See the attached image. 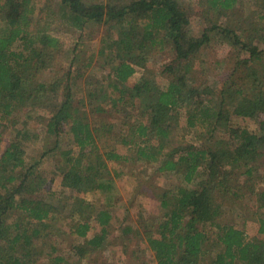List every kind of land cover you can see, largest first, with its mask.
Listing matches in <instances>:
<instances>
[{"label":"trees","instance_id":"trees-1","mask_svg":"<svg viewBox=\"0 0 264 264\" xmlns=\"http://www.w3.org/2000/svg\"><path fill=\"white\" fill-rule=\"evenodd\" d=\"M58 1L64 7L68 28L80 33L91 23L106 28L97 56L109 64L119 60L110 67L106 76L107 86L119 84L125 87L135 74L134 66H139L143 50L167 46L174 56L172 66L166 67L170 80L165 88L157 86L152 79L141 78L133 92L127 90L124 101L122 95L110 98L103 92L101 97L109 102L106 110V106L93 107V112L106 114L108 110L118 111L119 105L122 109L134 99L140 100L137 118L132 124H127L128 121L123 124L126 135L121 138L122 143L134 147L136 161L156 165L157 172L177 177L182 183L174 192H164L161 196L160 204L165 213L158 227L159 236L154 238L147 234L145 237L155 264H196L197 259L210 256L207 237L198 227L205 225L215 227V244L220 248L214 256L211 255L209 264H264V241H248L242 230L216 224L221 215L217 200L239 197L247 185L246 191L255 196L264 210V189L259 191L254 182L261 178L259 171L264 168V86L260 81L253 82L250 94H244L241 85L252 77L254 81L256 79L253 70L247 71V78L227 80L223 84L214 106L208 90L191 86L192 82L186 79L189 73L187 61L192 65L196 52L208 42L210 33L230 39L235 47L246 52L248 57L242 59L240 67L261 61L264 50H259L254 44L255 36L216 25L206 28L200 37L187 35L189 19L177 0ZM235 2L198 0L199 5L217 18L230 10ZM34 11L35 8L28 6L26 0H5L0 4L3 20V28L0 29V119H14L16 112L45 111L46 134L55 140V145L50 153L42 154L28 167L19 138L14 137L0 152V264H41L42 254L36 247L38 242L33 244L32 241L35 238L39 241L37 237L42 228H32L28 233L23 226H42L51 218V211L54 214L67 212L72 232L80 239L87 237L90 222L94 221L100 228V234L93 236L87 244L100 247L108 234L113 214L108 209H95L92 203H85L78 197L81 193L91 192L109 197L114 187L106 162L126 160L116 153L114 145H110L112 148L103 156L99 153V136L104 139L106 134L112 135V128L105 127V124L100 125L102 127L97 123L90 125L85 116H79L72 101L70 72L62 78L59 72L48 77L54 70L58 42L43 34L32 39L29 32L35 22L32 17ZM258 11L257 20L252 24L264 25V0L259 3ZM18 41L22 42L21 50H14L13 45ZM43 72L47 76L45 80L40 79ZM96 84V96H99L105 85L99 81ZM58 93L63 101L51 111V95ZM88 105L93 106L94 103L89 102ZM182 109L185 110V129L188 132L204 129L198 133L205 141L200 147L187 143L181 150L168 151L166 141L178 124ZM229 109L244 118L257 119V133L231 126L229 119H224L228 115L230 118ZM2 128L4 125L0 122V138ZM65 133L71 139V149L76 151L59 150L60 161L54 173L61 177L62 191L50 193L48 186L46 190L42 189L43 180L37 182L39 176H34V170L46 162L48 154L60 149L59 138ZM151 140L157 144L151 145ZM242 179L245 182L240 185ZM41 191L49 198L61 196L64 199L53 206L48 197L39 199L42 194L32 197ZM65 191L70 195L65 196ZM9 217H14L12 226L7 223ZM259 232L264 234V219L260 220ZM56 247V244L53 249L50 246L51 252L47 255H52ZM63 262V258L54 257L45 264Z\"/></svg>","mask_w":264,"mask_h":264},{"label":"rangeland","instance_id":"rangeland-1","mask_svg":"<svg viewBox=\"0 0 264 264\" xmlns=\"http://www.w3.org/2000/svg\"><path fill=\"white\" fill-rule=\"evenodd\" d=\"M2 1L5 0H0V4H2ZM26 1L28 6L35 8L32 15L35 22L33 21L34 25L32 24V30L29 32L32 39L35 40L43 34L58 42V50L53 61L54 70L51 71L48 77H51L54 72H59V76L62 78L70 72V80L73 83L71 88L72 101L79 112V116H85L90 125H96L97 123V126H100L105 124V127L112 128V135L106 134L104 139L99 136L100 141L97 142L100 149L98 150L99 153L103 156L105 151L107 153L112 148L110 145H114L113 149L116 153L126 158L125 161L106 162L107 169L112 175L114 187V191L110 193L109 197L99 192L81 193L78 197V194H72L71 192V195L82 198L85 203H92L95 209H108L113 214L111 225L107 231L108 234L101 246L95 248L87 244L93 236L100 234V228L94 221L90 222L91 229L87 237L80 239L72 232V224H70L67 217V212L54 214L51 211V218L44 222L42 226L37 227V225H34L29 228L23 226V229L28 230V233H31L32 228H42V232L40 230V235L37 237L39 241L36 238L32 241L33 244L38 242L36 247L42 254L39 262L45 264L50 258L61 257L64 260L62 264H155L153 252L148 249L145 237L147 234L148 236L152 235L154 238L159 236L158 227L165 213L160 204L161 196L164 192H174L182 183L177 177L157 172L156 165L136 161L134 147L122 143L121 138L126 135V127L123 124L127 121V124H132L137 118L140 100L134 99L131 104L122 109L119 105L118 111L108 110L106 114L93 112V107L102 108L106 106V110L109 102L107 98L101 97L103 92L110 98L122 95L124 101L127 90L133 92L134 86L140 83L139 79L141 78L152 79L157 86L165 88L170 80L166 67L172 66L174 56L167 46L160 49L155 47L150 50H143L140 55L139 66H134L135 74L127 81L125 87L119 84L112 87L107 86L108 79L106 76L110 73V67L118 63L119 60L112 63V65L97 56V51L102 47L101 39L105 35L106 28L91 23L80 33L65 25V10L58 0ZM85 1L97 3L108 0ZM120 1L117 0L116 2L119 3ZM177 1L189 19L187 35L200 37L206 28L213 25L221 28L228 27L234 32L242 30L247 34H252L255 36L254 44L259 50H264V25L262 23L252 24L253 21L257 20L259 3L262 0H236L233 7L226 11L224 15L221 14L219 18L199 5L198 0ZM2 21V13L0 12V29L3 28ZM237 34L240 35V33ZM21 45L22 42L18 41L13 45V49L21 50ZM247 57L246 52L235 47L230 39L216 33H210L208 42L196 52L192 65L189 60L187 61L189 73L186 74V79L188 78V82H192L191 86L208 90L214 100V106H216V97L227 80L240 81L247 78L245 72L253 70L255 81L252 77L251 80H247L244 85H241L244 94L248 95L253 89L250 86L253 82L260 81L264 86V54H261L259 63L249 67H240L239 63ZM71 64L72 67H70ZM46 77L44 72L40 75L41 80H45ZM96 81L105 85L99 96H96L98 87ZM89 92L92 94L91 97H89ZM60 101H63L60 93L56 96L51 95L49 110L53 111ZM89 102H93L94 105L89 106ZM224 109L228 111L227 107H224ZM184 111V109L180 110L178 124L172 129L169 141H166V150L168 151L181 150L187 143L194 147H200L205 141V138H200L198 133L204 132V129L197 128L191 132L185 129ZM229 113L230 118L228 115V118L224 116V119H229L230 122L228 120V123L231 126L257 133V119L239 116L234 113L233 109H229ZM43 114L45 115L43 116ZM46 118V112L40 110L33 113L28 111L16 112L14 119L6 120L5 117L2 118L3 120L0 119L1 124L4 125L0 138V152L5 150L16 137L22 142L21 147L25 152L26 167L37 162L42 154L50 153L55 145V140L46 134ZM66 134L59 138L60 149H57L55 153L48 154L46 162L34 170V176H39L37 182L43 180L41 183L42 189L46 190L48 186L51 190L50 193L55 192L57 194L62 191L61 177L56 176L54 173L60 161L59 150L70 149L76 151L75 148L71 149V139ZM110 136L112 140H110ZM150 142L154 146L157 144L152 140ZM259 174L261 178H256L254 182L261 191L264 189L263 167L260 168ZM244 182L242 179L240 185ZM247 186L243 188L239 197L229 196L217 200V203L221 206V215L216 224L242 230L248 241H264V234L259 232L260 220L264 219V210L260 202L255 199V196L246 191L248 190ZM37 194H42L39 199H46L49 196L41 191V193H34L32 197H36ZM64 195L69 196L70 193L65 191ZM61 199L64 198L61 196H58V198L48 197L53 206L58 205ZM14 221V217L7 219L10 226L15 224ZM198 227L205 233L209 242L208 253L214 256L215 252L220 249L215 244V227L210 225ZM55 244L57 246L55 252L48 256L47 254L51 252L49 247L51 246L53 249ZM211 255H206L205 258L200 260L197 259L196 264H209Z\"/></svg>","mask_w":264,"mask_h":264}]
</instances>
